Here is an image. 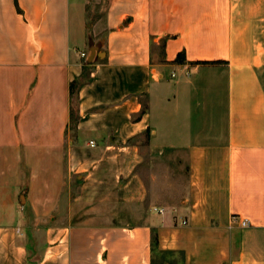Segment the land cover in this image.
<instances>
[{
	"label": "crops",
	"instance_id": "1",
	"mask_svg": "<svg viewBox=\"0 0 264 264\" xmlns=\"http://www.w3.org/2000/svg\"><path fill=\"white\" fill-rule=\"evenodd\" d=\"M0 264H264V0H0Z\"/></svg>",
	"mask_w": 264,
	"mask_h": 264
},
{
	"label": "built area",
	"instance_id": "2",
	"mask_svg": "<svg viewBox=\"0 0 264 264\" xmlns=\"http://www.w3.org/2000/svg\"><path fill=\"white\" fill-rule=\"evenodd\" d=\"M87 53H85L84 51H81L80 52V56L81 57H86ZM231 219L233 221H237L238 224L241 226V227H245L247 224H248V220L246 218H241L239 217L238 215H232L231 216ZM182 223H185V221H182Z\"/></svg>",
	"mask_w": 264,
	"mask_h": 264
},
{
	"label": "rangeland",
	"instance_id": "3",
	"mask_svg": "<svg viewBox=\"0 0 264 264\" xmlns=\"http://www.w3.org/2000/svg\"><path fill=\"white\" fill-rule=\"evenodd\" d=\"M159 48H161L160 45H159ZM88 72H89V69L86 68L85 71H84V78L88 75ZM73 123H74V121H71V128H72ZM140 140L143 141V139H140ZM172 172H173L172 173L173 177H179V174L183 175V170H179L178 168L177 169L173 168ZM173 192H175V191H168L169 194H172ZM169 194H167V196H169Z\"/></svg>",
	"mask_w": 264,
	"mask_h": 264
},
{
	"label": "water",
	"instance_id": "4",
	"mask_svg": "<svg viewBox=\"0 0 264 264\" xmlns=\"http://www.w3.org/2000/svg\"><path fill=\"white\" fill-rule=\"evenodd\" d=\"M94 53H95V50H94V49H91V51H90V55H89V57H88V60H91V59H92Z\"/></svg>",
	"mask_w": 264,
	"mask_h": 264
},
{
	"label": "trees",
	"instance_id": "5",
	"mask_svg": "<svg viewBox=\"0 0 264 264\" xmlns=\"http://www.w3.org/2000/svg\"><path fill=\"white\" fill-rule=\"evenodd\" d=\"M178 57H180V54L177 56V59H178Z\"/></svg>",
	"mask_w": 264,
	"mask_h": 264
}]
</instances>
